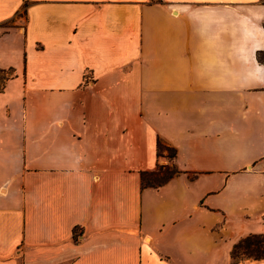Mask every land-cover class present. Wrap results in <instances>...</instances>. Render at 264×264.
Here are the masks:
<instances>
[{
	"label": "crops",
	"instance_id": "0c3cea01",
	"mask_svg": "<svg viewBox=\"0 0 264 264\" xmlns=\"http://www.w3.org/2000/svg\"><path fill=\"white\" fill-rule=\"evenodd\" d=\"M0 66V264H234L264 232V0H0ZM158 138L180 171L143 186Z\"/></svg>",
	"mask_w": 264,
	"mask_h": 264
},
{
	"label": "trees",
	"instance_id": "16d2710c",
	"mask_svg": "<svg viewBox=\"0 0 264 264\" xmlns=\"http://www.w3.org/2000/svg\"><path fill=\"white\" fill-rule=\"evenodd\" d=\"M14 76L13 67L0 66V91H2L9 78ZM167 149L169 162L156 164L152 170H144L141 173L143 186H159L165 183L169 178L178 173L180 169L172 161L176 150L169 145H163L161 139L157 140V155L163 154V149ZM245 254L246 257L251 256L254 259H261L264 257V232H251L239 238L230 250V257L233 261H237L239 255Z\"/></svg>",
	"mask_w": 264,
	"mask_h": 264
},
{
	"label": "rangeland",
	"instance_id": "374dc122",
	"mask_svg": "<svg viewBox=\"0 0 264 264\" xmlns=\"http://www.w3.org/2000/svg\"><path fill=\"white\" fill-rule=\"evenodd\" d=\"M22 21H23V10L21 9L17 12V15L12 18V21L8 22L7 24H19V25H21ZM161 142L163 145H166V143L163 140ZM167 153H168V151H167ZM254 260H257V259H254L251 256L246 257V255L244 253L243 254L240 253L237 261H233L231 257L229 258L230 263H234V264H244L246 262H250V261H254Z\"/></svg>",
	"mask_w": 264,
	"mask_h": 264
}]
</instances>
